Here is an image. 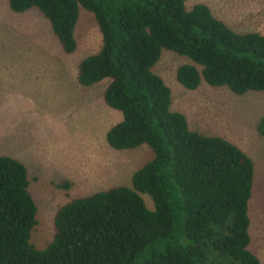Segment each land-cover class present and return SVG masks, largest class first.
Instances as JSON below:
<instances>
[{"label": "trees", "instance_id": "16d2710c", "mask_svg": "<svg viewBox=\"0 0 264 264\" xmlns=\"http://www.w3.org/2000/svg\"><path fill=\"white\" fill-rule=\"evenodd\" d=\"M186 1L8 0L13 12L37 8L68 54L77 47L80 9L93 15L102 44L79 62L77 82L108 79L103 100L121 119L106 132L107 143L116 150L145 144L153 156L130 187L59 207L52 239L37 249L27 169L0 155V264H262L249 249L252 159L222 137L192 130L153 68L166 49L192 62L176 69L188 90L203 80L237 95L264 91V34L237 32L205 4L186 10ZM257 130L264 136V117Z\"/></svg>", "mask_w": 264, "mask_h": 264}, {"label": "rangeland", "instance_id": "374dc122", "mask_svg": "<svg viewBox=\"0 0 264 264\" xmlns=\"http://www.w3.org/2000/svg\"><path fill=\"white\" fill-rule=\"evenodd\" d=\"M205 4L233 30L264 34V0H187L190 10ZM77 47L66 53L37 8L10 10L0 0V155L22 162L29 192L37 206L31 242L43 249L52 239L56 211L73 198L113 186H131L133 173L152 158L145 144L113 149L106 132L121 113L103 100L108 83L77 82L79 62L100 50L102 38L93 15L80 9L75 26ZM192 63L163 49L154 72L171 91V108L183 113L192 130L222 137L254 164L248 204L249 249L264 264V136L257 130L264 117V91L242 95L201 81L188 90L176 80V69ZM150 209L148 195H141Z\"/></svg>", "mask_w": 264, "mask_h": 264}]
</instances>
